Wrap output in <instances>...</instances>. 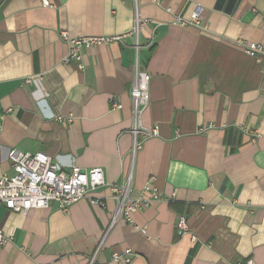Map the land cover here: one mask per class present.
Masks as SVG:
<instances>
[{
    "label": "crops",
    "instance_id": "1",
    "mask_svg": "<svg viewBox=\"0 0 264 264\" xmlns=\"http://www.w3.org/2000/svg\"><path fill=\"white\" fill-rule=\"evenodd\" d=\"M197 7L200 26L174 23ZM63 30L117 39L80 68L63 62ZM238 40L264 44V0H0V176L16 148L106 179L67 211L0 204V264H125L112 254L127 249L131 264H264V60ZM137 67L151 75L139 124L159 133L134 155ZM128 180L148 204L113 221L111 188Z\"/></svg>",
    "mask_w": 264,
    "mask_h": 264
},
{
    "label": "built area",
    "instance_id": "2",
    "mask_svg": "<svg viewBox=\"0 0 264 264\" xmlns=\"http://www.w3.org/2000/svg\"><path fill=\"white\" fill-rule=\"evenodd\" d=\"M45 5L50 4L46 1ZM200 10L201 8L197 7L190 18L177 16L174 23L181 26L189 24L200 26ZM148 21L149 20H141L138 18L134 28L135 31ZM61 36L66 41L69 48L63 62H74L78 64L80 68L83 67L82 56L85 49L96 44L107 43L117 39L116 36L75 37L70 36L65 30L61 32ZM237 43L242 46L246 54L258 60H264L263 43L255 41L246 42L243 40H238ZM150 79L151 75L148 71L141 70L137 67L131 91L134 116L133 134L135 136L132 153L134 155L138 150L142 149L144 141L148 137L159 133L158 127L144 131L139 124L141 112L149 102ZM24 82L31 84L34 83L35 80L33 78H26ZM112 106L114 108H122V104L115 100H113ZM56 119L60 122H67L72 120V116L57 115ZM252 139L255 140V137ZM8 158L12 163L13 173L0 176V204L5 205L14 212L27 213L32 209L48 208L52 201L56 202L62 210L67 211L72 204L88 197L91 191L106 184L104 170L100 166H94L88 169L73 166L69 171H64L46 152H23L16 148H12L9 151ZM111 189L115 198L119 201V206L113 216V221H115L119 215H124L128 221L133 223L134 221L131 214L140 209L142 205H147L148 201L145 200L143 196L136 200H131L129 198V180L123 186L119 187L113 185ZM145 189H152V185L148 183ZM152 192L153 197L156 198L157 193L154 188ZM93 202L98 201L94 200ZM176 226L181 235L186 234L189 231V224L186 216H179ZM9 239L10 237L0 229V246L6 244ZM96 254L90 258L88 264H99ZM130 254V249L125 250V252H114L112 254V260L131 264L132 258ZM245 264L254 263L249 261Z\"/></svg>",
    "mask_w": 264,
    "mask_h": 264
}]
</instances>
